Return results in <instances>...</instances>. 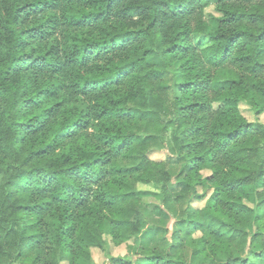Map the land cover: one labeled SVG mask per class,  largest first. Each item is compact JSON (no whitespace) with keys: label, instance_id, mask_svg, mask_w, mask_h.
Wrapping results in <instances>:
<instances>
[{"label":"clouds","instance_id":"1","mask_svg":"<svg viewBox=\"0 0 264 264\" xmlns=\"http://www.w3.org/2000/svg\"><path fill=\"white\" fill-rule=\"evenodd\" d=\"M0 264H264V0H0Z\"/></svg>","mask_w":264,"mask_h":264}]
</instances>
